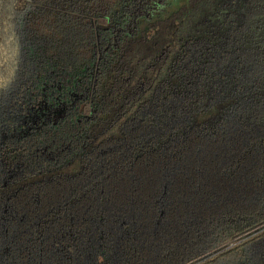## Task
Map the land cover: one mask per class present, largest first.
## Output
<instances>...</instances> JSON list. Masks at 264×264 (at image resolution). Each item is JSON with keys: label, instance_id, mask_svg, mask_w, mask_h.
<instances>
[{"label": "trees", "instance_id": "obj_1", "mask_svg": "<svg viewBox=\"0 0 264 264\" xmlns=\"http://www.w3.org/2000/svg\"><path fill=\"white\" fill-rule=\"evenodd\" d=\"M0 264H264V0H0Z\"/></svg>", "mask_w": 264, "mask_h": 264}, {"label": "flooded vegetation", "instance_id": "obj_2", "mask_svg": "<svg viewBox=\"0 0 264 264\" xmlns=\"http://www.w3.org/2000/svg\"><path fill=\"white\" fill-rule=\"evenodd\" d=\"M46 107H47V106H46ZM52 107H53V106H52ZM47 109H49V107H47ZM58 112H60L59 115H61V113H63L62 110H59ZM24 125H28L27 122H24Z\"/></svg>", "mask_w": 264, "mask_h": 264}]
</instances>
